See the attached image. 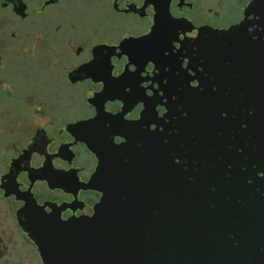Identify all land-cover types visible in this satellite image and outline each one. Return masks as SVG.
I'll return each mask as SVG.
<instances>
[{
  "label": "flooded vegetation",
  "instance_id": "flooded-vegetation-1",
  "mask_svg": "<svg viewBox=\"0 0 264 264\" xmlns=\"http://www.w3.org/2000/svg\"><path fill=\"white\" fill-rule=\"evenodd\" d=\"M0 11V264H45L38 222L105 197L170 264H264V0Z\"/></svg>",
  "mask_w": 264,
  "mask_h": 264
},
{
  "label": "water",
  "instance_id": "water-1",
  "mask_svg": "<svg viewBox=\"0 0 264 264\" xmlns=\"http://www.w3.org/2000/svg\"><path fill=\"white\" fill-rule=\"evenodd\" d=\"M105 197L91 216L47 215L30 232L45 264H170L156 233Z\"/></svg>",
  "mask_w": 264,
  "mask_h": 264
},
{
  "label": "rangeland",
  "instance_id": "rangeland-1",
  "mask_svg": "<svg viewBox=\"0 0 264 264\" xmlns=\"http://www.w3.org/2000/svg\"><path fill=\"white\" fill-rule=\"evenodd\" d=\"M0 13H1V11H0ZM7 14H8V12H7ZM14 79L17 80V81L23 80L24 79V73H22V74L21 73H19V74L16 73V76H14ZM12 103H10V101H8V100L4 101L3 99L0 98V111L2 110L3 107H9L10 109H8V110L10 112L14 111L15 108L19 107L17 105V103H15V107L13 108V104Z\"/></svg>",
  "mask_w": 264,
  "mask_h": 264
}]
</instances>
